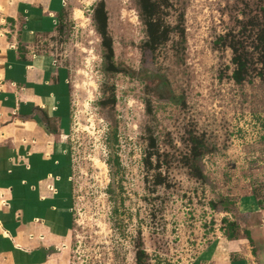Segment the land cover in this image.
Returning <instances> with one entry per match:
<instances>
[{
  "label": "rangeland",
  "instance_id": "rangeland-1",
  "mask_svg": "<svg viewBox=\"0 0 264 264\" xmlns=\"http://www.w3.org/2000/svg\"><path fill=\"white\" fill-rule=\"evenodd\" d=\"M103 1L118 73L105 70L92 20L99 0H69L57 32L41 39L68 77L70 262L135 264L143 250L145 264H199L225 221L245 223L253 199L264 209V79L237 85L227 46L234 38L253 48L264 0H165L166 23L185 34L155 52L142 0ZM191 133L207 147L202 180L181 161ZM150 137L160 157L148 170Z\"/></svg>",
  "mask_w": 264,
  "mask_h": 264
},
{
  "label": "crops",
  "instance_id": "crops-1",
  "mask_svg": "<svg viewBox=\"0 0 264 264\" xmlns=\"http://www.w3.org/2000/svg\"><path fill=\"white\" fill-rule=\"evenodd\" d=\"M68 1L0 0V264H71L68 77L41 47ZM244 208L199 264H264V209Z\"/></svg>",
  "mask_w": 264,
  "mask_h": 264
},
{
  "label": "trees",
  "instance_id": "trees-1",
  "mask_svg": "<svg viewBox=\"0 0 264 264\" xmlns=\"http://www.w3.org/2000/svg\"><path fill=\"white\" fill-rule=\"evenodd\" d=\"M166 8H169V4L165 0H142V3L139 5V17L145 26L147 38L146 43L152 52H155L160 45L166 43L169 40L171 33L176 32L182 38L185 34L183 27H172L166 23L162 15V9ZM92 11L94 27L98 35L101 37L105 70L108 73H118L119 70L114 62L113 41L108 32V13L105 2L99 0L98 4L92 9ZM61 16H63V12H61ZM62 21L63 17H61L60 25ZM220 40L226 41V39L222 37ZM256 40V44L252 49L247 48V46L237 40L235 41L234 38L227 44L232 52L231 62L234 66L231 79L237 85L249 82L253 76L264 79V27L260 30ZM112 101L114 102L113 98ZM261 126L264 131V120L262 121ZM148 141V147L145 151L143 163L146 169L149 170L153 167V158L156 157V159L159 160L160 155L155 139L150 137ZM187 146V152L181 158L183 166L189 169L193 177L202 180L203 173L198 166V160L204 155L205 151H207L204 139L202 136L191 133L187 140ZM117 164L119 165L118 162ZM155 183L156 185H165L164 179L161 178L160 173L157 174ZM224 223H227V228L230 231L227 237H233L237 228L236 224L228 223L226 221ZM144 258V251H137L135 254V264H145Z\"/></svg>",
  "mask_w": 264,
  "mask_h": 264
},
{
  "label": "built area",
  "instance_id": "built-area-1",
  "mask_svg": "<svg viewBox=\"0 0 264 264\" xmlns=\"http://www.w3.org/2000/svg\"><path fill=\"white\" fill-rule=\"evenodd\" d=\"M49 189H50V190H53V187L51 186Z\"/></svg>",
  "mask_w": 264,
  "mask_h": 264
}]
</instances>
